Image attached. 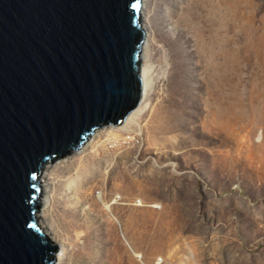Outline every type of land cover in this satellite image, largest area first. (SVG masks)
Wrapping results in <instances>:
<instances>
[{"label":"rangeland","instance_id":"rangeland-1","mask_svg":"<svg viewBox=\"0 0 264 264\" xmlns=\"http://www.w3.org/2000/svg\"><path fill=\"white\" fill-rule=\"evenodd\" d=\"M141 24L146 109L50 162L46 195L40 173L60 264H264V0H145Z\"/></svg>","mask_w":264,"mask_h":264},{"label":"water","instance_id":"water-1","mask_svg":"<svg viewBox=\"0 0 264 264\" xmlns=\"http://www.w3.org/2000/svg\"><path fill=\"white\" fill-rule=\"evenodd\" d=\"M143 0H0V264H53L40 173L142 101Z\"/></svg>","mask_w":264,"mask_h":264},{"label":"bare ground","instance_id":"bare-ground-1","mask_svg":"<svg viewBox=\"0 0 264 264\" xmlns=\"http://www.w3.org/2000/svg\"><path fill=\"white\" fill-rule=\"evenodd\" d=\"M143 0V4H144ZM143 28V26H142ZM143 30L145 31V29L143 28ZM148 30V29H147ZM152 45V42L150 40V35L145 31V39L144 42L142 44V51H143V55H141L143 57V59H145L146 63L143 64V66L141 67V75H142V101L139 104V106L132 111V113L128 116V118L126 119L125 122H128L130 119H132L136 114L144 111L147 107V104L145 103V98L149 97L152 92H153V88H154V81L156 80L155 78V72H154V68L152 66V64H150L149 62V58H150V54L148 53V49L150 48V46ZM50 167V163H48L47 165H45L43 167V174H42V178H41V183L44 186L45 189V195L47 192V183H46V179L47 176L45 175V171ZM117 200V197L115 198V201ZM115 201L111 202V203H107L106 202V209L107 210H112L113 211V203H115ZM49 211H50V201L47 198H43L42 203L39 207V225L43 228V231L54 241V243L57 246V252H56V257H55V262L53 264H60V260L62 257V246L61 242L62 239L60 240L59 237H56V234L51 230V228L49 227V224L52 223L51 217L49 216ZM87 217V218H86ZM84 218V221L89 220V217L86 216ZM70 223L71 221H65L64 222V227L66 229L70 228ZM110 224L111 226H113V223L110 220ZM86 227L88 228V226L86 225ZM77 229V227L75 228ZM68 234V233H67ZM68 236L70 237V234H68ZM82 238V234H77L76 237L74 238V241L77 243L78 240ZM137 257H140L141 255L139 253H136Z\"/></svg>","mask_w":264,"mask_h":264},{"label":"built area","instance_id":"built-area-1","mask_svg":"<svg viewBox=\"0 0 264 264\" xmlns=\"http://www.w3.org/2000/svg\"><path fill=\"white\" fill-rule=\"evenodd\" d=\"M130 137V136H129Z\"/></svg>","mask_w":264,"mask_h":264}]
</instances>
